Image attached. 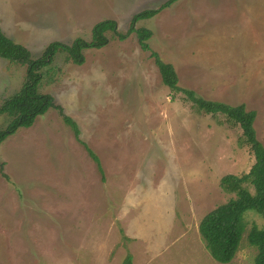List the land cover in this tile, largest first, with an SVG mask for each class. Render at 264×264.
Returning a JSON list of instances; mask_svg holds the SVG:
<instances>
[{
    "label": "rangeland",
    "instance_id": "rangeland-1",
    "mask_svg": "<svg viewBox=\"0 0 264 264\" xmlns=\"http://www.w3.org/2000/svg\"><path fill=\"white\" fill-rule=\"evenodd\" d=\"M167 0H0L3 33L36 59L47 45L91 40L114 20L126 33L137 13ZM151 31L149 50L135 33L65 53L42 70L38 91L80 129L103 173L57 109L0 145V264H223L199 232L201 220L234 198L220 185L255 162L239 126L198 112L162 82L152 52L174 66L181 90L256 112L264 145V0H179L135 28ZM26 65L0 57V105L18 92ZM10 118L0 116V129ZM235 258L255 264L247 235L264 219L247 210Z\"/></svg>",
    "mask_w": 264,
    "mask_h": 264
},
{
    "label": "trees",
    "instance_id": "trees-1",
    "mask_svg": "<svg viewBox=\"0 0 264 264\" xmlns=\"http://www.w3.org/2000/svg\"><path fill=\"white\" fill-rule=\"evenodd\" d=\"M177 1L179 0H167L159 8L137 13L131 19L126 33L118 31L114 20L101 21L93 27L90 41L77 38L70 45L54 41L49 43L41 56L36 59L31 57L30 51L24 45L7 37L0 27V57L27 67V77L22 88L4 99L0 105V116L6 115L10 118L5 128L0 129V145L16 134L19 129L32 127L37 117L44 115L50 108H54L59 111L63 122L71 128L76 139L82 143L89 156L98 165L100 172L103 173L98 155L80 139L77 123L64 113L60 105L55 104L53 96L38 91L43 78L42 70L50 66L60 53H65L67 59L74 64L83 65L85 51L105 47L109 43V32L121 41L135 33L141 48L149 50L148 41L151 38V31L142 27L135 28V24L140 20L155 17ZM151 56L154 58L165 86L173 92L186 94L188 101L192 102L198 112L223 116L231 125L239 126L243 132V143L254 154L255 162L248 173L241 176L226 175L221 179L222 190L225 193L234 194L235 197L206 214L199 225L200 235L213 259L223 264L231 263L241 246L245 230L243 222L245 212L253 209L264 219V145L257 139L254 129L256 112L248 110L245 104L233 106L220 101L205 100L197 97L191 90H181L174 66L164 62L156 52H152ZM0 171L4 177H7L3 174L1 163ZM247 239L249 244L257 250L254 263L264 264V226H253L248 232ZM131 259L128 255L124 264H131Z\"/></svg>",
    "mask_w": 264,
    "mask_h": 264
}]
</instances>
